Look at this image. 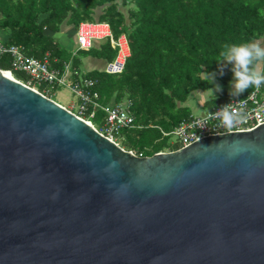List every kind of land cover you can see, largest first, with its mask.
Returning a JSON list of instances; mask_svg holds the SVG:
<instances>
[{"label": "water", "instance_id": "95a60500", "mask_svg": "<svg viewBox=\"0 0 264 264\" xmlns=\"http://www.w3.org/2000/svg\"><path fill=\"white\" fill-rule=\"evenodd\" d=\"M8 71L0 264H264V123L138 155Z\"/></svg>", "mask_w": 264, "mask_h": 264}, {"label": "trees", "instance_id": "16d2710c", "mask_svg": "<svg viewBox=\"0 0 264 264\" xmlns=\"http://www.w3.org/2000/svg\"><path fill=\"white\" fill-rule=\"evenodd\" d=\"M82 22L108 24L112 36L88 50L75 51L60 44L57 34L63 24L75 31ZM0 30L8 33L4 45H21L26 55L43 58L65 70L81 69L83 58L93 56L110 62L118 49L111 39L122 34L130 54L121 73L94 69L85 76L96 80L93 90L103 104L128 101L134 125L115 134L116 141L138 155L179 148L170 143L171 132L193 116L186 101L193 91L215 89L205 103L211 109L231 95L233 73L220 63L224 44L264 39V0H0ZM77 34V33H76ZM0 68L11 70L12 57L0 55ZM221 68H223L221 74ZM215 73V82L204 73ZM12 75L28 82L29 74L12 70ZM45 85L38 89L44 91ZM53 100L52 91L48 94ZM56 101V100H55ZM106 113L98 109L93 118L101 128Z\"/></svg>", "mask_w": 264, "mask_h": 264}, {"label": "built area", "instance_id": "2783aa9c", "mask_svg": "<svg viewBox=\"0 0 264 264\" xmlns=\"http://www.w3.org/2000/svg\"><path fill=\"white\" fill-rule=\"evenodd\" d=\"M110 36L112 34L106 23L82 22L77 30L78 49L88 50L92 47L94 41H100ZM111 42L118 49V52L114 60L107 62L104 70L108 73H121L126 58L130 54L127 38L122 34L116 40L112 38ZM5 53H9L12 57L10 73H12V70L25 71L29 74L30 79L28 82H22L44 95L48 96L51 90L57 87L66 86L71 89L77 98V102L70 103L68 107L63 106L116 143L118 142L115 134L123 128L134 125V117L128 110V102L122 101L117 104L106 105L101 103L98 92L93 90L96 80L85 76V73L79 69H72L70 64H65L64 72L57 67H53L49 52L43 58H36L26 55L21 45H4L0 43V55ZM41 85H45L43 92L38 89ZM227 104L237 109L242 117L233 126H225L222 120L215 116V113ZM98 109L106 113L101 128H97L93 122ZM262 123H264V85H261L258 89L253 87L244 97H229L211 109H207L203 114L191 116L182 121L171 132V135L176 136L177 142L181 145L179 148H182L208 135L248 131Z\"/></svg>", "mask_w": 264, "mask_h": 264}, {"label": "clouds", "instance_id": "9594fccd", "mask_svg": "<svg viewBox=\"0 0 264 264\" xmlns=\"http://www.w3.org/2000/svg\"><path fill=\"white\" fill-rule=\"evenodd\" d=\"M220 63L230 65L233 73L231 95H241L250 87L260 88L264 85V42L254 40L244 43L224 44L219 52ZM223 68H221L222 74ZM215 73L205 72V79L215 82ZM215 92H219L220 86L215 84ZM231 109V110H230ZM215 116L221 119L225 126H233L242 117L237 109L230 104L220 108Z\"/></svg>", "mask_w": 264, "mask_h": 264}, {"label": "crops", "instance_id": "0c3cea01", "mask_svg": "<svg viewBox=\"0 0 264 264\" xmlns=\"http://www.w3.org/2000/svg\"><path fill=\"white\" fill-rule=\"evenodd\" d=\"M77 31L74 30V28L70 25H67V24H63L62 27H61V32L59 34H57V40L60 44L64 45V46H67L68 48L72 49V50H76L78 48V41H77ZM8 38V33L5 32V31H2L0 30V43L2 41H5L6 39ZM102 40L100 41H95V45H99L101 43ZM263 42H264V39H263ZM86 65L84 66V63L80 69V71H82L83 73L85 72H89L91 70H94V69H99V70H104L105 69V66L107 64V61H105L104 59H100V58H96V57H93V56H87L86 57ZM57 88H60V87H57ZM57 88H54L52 89V93L54 95V91L55 89ZM232 89V87H231ZM215 91V89H209V90H196V91H193L191 93V95L189 96L188 100L186 101V105H188L191 109H192V114L193 115H197L195 114L194 112V109L193 107L190 106L189 104V99L190 98H193L195 99L196 95L197 96H201V101H199L197 99V101H195L196 105H201L202 106V113L203 114L207 108L205 107V103L207 102V100L213 96V92ZM215 94V93H214ZM123 102H128L126 100H124ZM199 102V103H198ZM200 114V115H201Z\"/></svg>", "mask_w": 264, "mask_h": 264}, {"label": "rangeland", "instance_id": "374dc122", "mask_svg": "<svg viewBox=\"0 0 264 264\" xmlns=\"http://www.w3.org/2000/svg\"><path fill=\"white\" fill-rule=\"evenodd\" d=\"M83 63H84V66H85L86 63H87L86 57L83 58ZM54 92H55L54 93V99L58 103L66 106V107H68L69 104L72 103V102H77L76 96L72 93L71 89H69L66 86H62L60 88H57V89H55ZM197 99L199 101H201V96H197L196 95L195 99L190 98L189 99V104H190L191 107H193L195 114L200 115L203 110H202V106L201 105H199V106L196 105L195 101H197ZM174 142H177V138H176V136L172 135L170 137V143H174Z\"/></svg>", "mask_w": 264, "mask_h": 264}, {"label": "bare ground", "instance_id": "6f19581e", "mask_svg": "<svg viewBox=\"0 0 264 264\" xmlns=\"http://www.w3.org/2000/svg\"><path fill=\"white\" fill-rule=\"evenodd\" d=\"M5 75H9L10 76V72L8 71V72H6V74Z\"/></svg>", "mask_w": 264, "mask_h": 264}]
</instances>
